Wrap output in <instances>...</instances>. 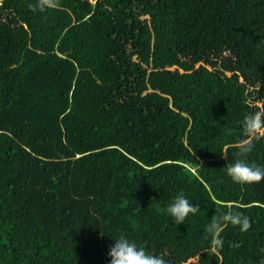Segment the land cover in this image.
<instances>
[{"label":"trees","instance_id":"1","mask_svg":"<svg viewBox=\"0 0 264 264\" xmlns=\"http://www.w3.org/2000/svg\"><path fill=\"white\" fill-rule=\"evenodd\" d=\"M0 264H264V0H0Z\"/></svg>","mask_w":264,"mask_h":264}]
</instances>
